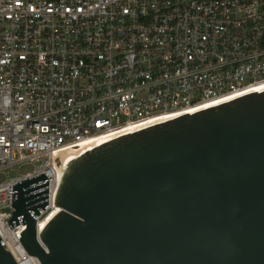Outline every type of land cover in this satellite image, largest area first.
<instances>
[{"label": "built area", "instance_id": "built-area-1", "mask_svg": "<svg viewBox=\"0 0 264 264\" xmlns=\"http://www.w3.org/2000/svg\"><path fill=\"white\" fill-rule=\"evenodd\" d=\"M261 93L264 0H0V174L33 166L0 182L1 241L38 264L26 226L7 223L12 185L48 179L38 236L57 208V151Z\"/></svg>", "mask_w": 264, "mask_h": 264}, {"label": "water", "instance_id": "water-1", "mask_svg": "<svg viewBox=\"0 0 264 264\" xmlns=\"http://www.w3.org/2000/svg\"><path fill=\"white\" fill-rule=\"evenodd\" d=\"M58 181L38 236L48 179L12 185L7 223L38 264H264V93L99 146Z\"/></svg>", "mask_w": 264, "mask_h": 264}, {"label": "bare ground", "instance_id": "bare-ground-1", "mask_svg": "<svg viewBox=\"0 0 264 264\" xmlns=\"http://www.w3.org/2000/svg\"><path fill=\"white\" fill-rule=\"evenodd\" d=\"M179 116V115H178ZM131 133H129L130 135ZM123 135L124 134H119ZM128 135V134H127ZM110 136L105 137V139L109 138ZM112 141V140H111ZM110 142V141H109ZM107 140H101V139H91L89 141H85L83 143H80L78 145H75L72 148L67 149H61L57 151L58 157L61 160V162L64 164L63 169L70 164L72 161H74L76 158L81 156L82 154L95 149L99 146L105 145ZM60 212L59 208H55L53 210L52 214L45 220L39 221L37 226V233L40 235L42 231L46 228V226L54 219V217ZM36 263V262H35Z\"/></svg>", "mask_w": 264, "mask_h": 264}, {"label": "rangeland", "instance_id": "rangeland-1", "mask_svg": "<svg viewBox=\"0 0 264 264\" xmlns=\"http://www.w3.org/2000/svg\"><path fill=\"white\" fill-rule=\"evenodd\" d=\"M33 170V166L29 164H22L18 169L14 168V170L6 173L0 174V182L3 180H7L9 178L15 177L17 174H24L27 172H31Z\"/></svg>", "mask_w": 264, "mask_h": 264}]
</instances>
